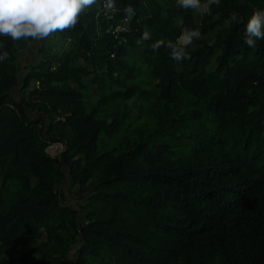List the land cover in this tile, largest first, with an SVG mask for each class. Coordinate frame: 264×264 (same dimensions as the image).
Wrapping results in <instances>:
<instances>
[{"label": "trees", "instance_id": "1", "mask_svg": "<svg viewBox=\"0 0 264 264\" xmlns=\"http://www.w3.org/2000/svg\"><path fill=\"white\" fill-rule=\"evenodd\" d=\"M104 3L40 40L24 73L18 54L35 40L0 36L9 53L0 62V239L43 233L76 245L70 260L20 254L0 264H264V39L249 47L244 35L264 0L212 5L200 31L214 32L213 41L186 49L190 58L179 63L171 49L151 45L195 29L191 9L177 0H111L106 13ZM145 30L151 39L138 44ZM133 51L165 93L181 88L201 104L176 136L186 149L103 146L121 124L88 110L82 91L123 88L135 78ZM137 93L132 86L108 100ZM54 144L62 145L57 158L46 151ZM9 181L19 188L3 208Z\"/></svg>", "mask_w": 264, "mask_h": 264}, {"label": "rangeland", "instance_id": "2", "mask_svg": "<svg viewBox=\"0 0 264 264\" xmlns=\"http://www.w3.org/2000/svg\"><path fill=\"white\" fill-rule=\"evenodd\" d=\"M176 6V8H179L178 4ZM203 16L192 10L195 29L198 28L200 30ZM180 20L183 19L179 14L175 21L177 24L185 26L186 23L183 21L181 24ZM125 25L126 23L123 22L124 27ZM123 26L120 25L118 27L121 29ZM214 36V32L201 33V38L194 41L187 50L193 51L200 48L203 44L212 42ZM39 42L40 40H35L27 50L18 54L20 62L18 65L19 73H24L25 65L37 57L35 50ZM133 55H135L134 51L131 53V57L128 58V63L135 70V78L127 81L123 88H113L111 91L98 92L93 86L88 85L82 91V100L88 110H98V117L107 123L116 121L121 124L120 130L112 138L104 137L102 139L103 146L107 150L121 151L130 148L136 143L148 142L153 144V141H165L170 146H173L171 149L175 152L186 149L187 143H180L176 136L179 132L181 133V126H185L190 121L191 115L202 108L201 104L181 88H177L171 93H165L158 87V81ZM212 66L213 63L209 70L212 69ZM132 86L137 87L144 94L140 95V93H137L129 100L120 98L108 100L114 92L123 91L124 88ZM146 92L149 95H145ZM17 93L15 91V94ZM46 151L51 158H57L62 151V145H51ZM18 188L19 186L15 181H9L4 185L2 188L5 196L3 208H7L14 203L15 192ZM68 190V187L64 190L68 203L75 205L76 200L68 195ZM75 250L76 245H71L67 241H48L43 233L33 237H27L23 234L17 235L7 244H4L0 239V258H6L7 260H15L20 254H24L32 255L39 259L66 261L74 257Z\"/></svg>", "mask_w": 264, "mask_h": 264}, {"label": "clouds", "instance_id": "3", "mask_svg": "<svg viewBox=\"0 0 264 264\" xmlns=\"http://www.w3.org/2000/svg\"><path fill=\"white\" fill-rule=\"evenodd\" d=\"M219 3L220 0H177L180 8L191 9L200 15L210 14L211 6ZM95 4L97 0H0V36L9 37L13 42L28 38L36 41L47 39L57 31L75 27L80 15ZM125 11L129 14L133 12L131 8ZM233 19L236 17L233 16ZM244 35L249 47H255L257 40L264 39V11L253 13L246 24ZM200 38L201 31L198 28L185 27L175 43L159 40L151 47L158 49L166 46L171 49V58L179 63L190 58L186 49ZM150 39V32L145 30L137 43ZM2 48L3 45H0V49ZM8 57L7 51H0V62Z\"/></svg>", "mask_w": 264, "mask_h": 264}, {"label": "built area", "instance_id": "4", "mask_svg": "<svg viewBox=\"0 0 264 264\" xmlns=\"http://www.w3.org/2000/svg\"><path fill=\"white\" fill-rule=\"evenodd\" d=\"M103 9L105 10L106 13L111 10L110 6H108L105 3L103 4ZM121 25L123 26V24H121ZM119 30H120V28L119 27H116L115 30H114V32L117 33Z\"/></svg>", "mask_w": 264, "mask_h": 264}]
</instances>
